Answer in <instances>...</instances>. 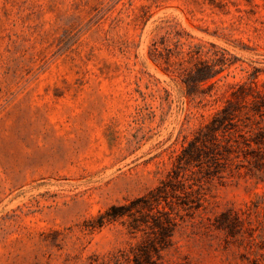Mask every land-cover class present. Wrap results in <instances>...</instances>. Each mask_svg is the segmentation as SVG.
I'll list each match as a JSON object with an SVG mask.
<instances>
[{"label": "rangeland", "instance_id": "374dc122", "mask_svg": "<svg viewBox=\"0 0 264 264\" xmlns=\"http://www.w3.org/2000/svg\"><path fill=\"white\" fill-rule=\"evenodd\" d=\"M263 94L264 0H0V264H264Z\"/></svg>", "mask_w": 264, "mask_h": 264}, {"label": "trees", "instance_id": "16d2710c", "mask_svg": "<svg viewBox=\"0 0 264 264\" xmlns=\"http://www.w3.org/2000/svg\"><path fill=\"white\" fill-rule=\"evenodd\" d=\"M224 56L229 55V53L223 50ZM217 65H210L208 62H202L200 66H198L195 70H191L187 72L184 76V83L188 86V93L190 95L197 96L199 93L203 96L198 103H203L207 96L214 97L213 88L216 86L217 81H213L216 79L224 70V63ZM252 81L250 83H237L233 85V90L230 93L231 99L228 100V105L218 109L210 121V137H214L215 133L224 128L228 123H230L237 116V113L242 111V102H247L249 100V96L253 95L250 91H254L257 87V75L254 73L251 75ZM210 83V84H209ZM202 84H209L207 86V91L204 89L202 92H199L198 89ZM196 98H194L195 100ZM252 101L251 109L255 113H261L264 109V94L255 96Z\"/></svg>", "mask_w": 264, "mask_h": 264}]
</instances>
